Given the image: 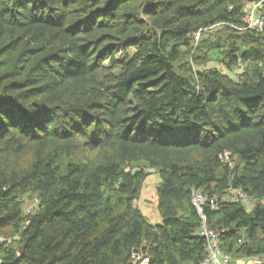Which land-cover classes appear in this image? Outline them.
<instances>
[{"label": "trees", "instance_id": "16d2710c", "mask_svg": "<svg viewBox=\"0 0 264 264\" xmlns=\"http://www.w3.org/2000/svg\"><path fill=\"white\" fill-rule=\"evenodd\" d=\"M259 3L0 0L3 264H201L194 191L220 198L205 213L230 264H264ZM148 171L161 225L136 205Z\"/></svg>", "mask_w": 264, "mask_h": 264}, {"label": "built area", "instance_id": "2783aa9c", "mask_svg": "<svg viewBox=\"0 0 264 264\" xmlns=\"http://www.w3.org/2000/svg\"><path fill=\"white\" fill-rule=\"evenodd\" d=\"M259 8L260 3L254 5L249 11V29L262 28L264 26V16L259 14ZM203 32L204 31L201 30L195 35L196 43L200 41L201 34ZM221 201L230 203H240L246 208H252L255 204V202L248 198L243 192L234 189H230L228 191V196L226 198L221 199ZM219 202L220 198H210L200 191H194L192 194L193 207L196 209L201 220L199 235L206 241L207 258L201 264H230L232 261L229 256L223 253L221 246V238L226 233V231L218 228H211L208 223L207 215L205 213L206 207H210V209L212 210L217 209ZM6 241L8 243L12 242V240L0 238V243ZM135 258L136 264H149L148 258H142L137 256L136 254ZM0 264H3L2 260H0Z\"/></svg>", "mask_w": 264, "mask_h": 264}, {"label": "rangeland", "instance_id": "374dc122", "mask_svg": "<svg viewBox=\"0 0 264 264\" xmlns=\"http://www.w3.org/2000/svg\"><path fill=\"white\" fill-rule=\"evenodd\" d=\"M253 6L254 5H252L251 7ZM247 22H250V17L247 18ZM216 32H217V29L214 32L212 31L213 35ZM209 67H217L223 73H227V70L223 65L212 63L209 65ZM237 73L238 72H234L232 74L234 78H236ZM159 183H160V178L157 176V174L154 171H148L146 180L143 183L141 198L139 201L136 202L137 207L142 211V213L148 218V220L153 225L162 224V218L157 209V204H158L157 188H158ZM29 203H30L28 204L29 207H27L28 211L34 209L35 207V203L33 202H29ZM259 261H260L259 259H252V260H247V261L240 260V261H237L236 264H258Z\"/></svg>", "mask_w": 264, "mask_h": 264}, {"label": "water", "instance_id": "95a60500", "mask_svg": "<svg viewBox=\"0 0 264 264\" xmlns=\"http://www.w3.org/2000/svg\"><path fill=\"white\" fill-rule=\"evenodd\" d=\"M253 1H254V0H248V2H253ZM139 172H140V170H139V169H136V170L133 171V174H134V175H137ZM25 248H26V244H24V245L20 248L19 253H20L21 255L24 254V252H25Z\"/></svg>", "mask_w": 264, "mask_h": 264}, {"label": "crops", "instance_id": "0c3cea01", "mask_svg": "<svg viewBox=\"0 0 264 264\" xmlns=\"http://www.w3.org/2000/svg\"><path fill=\"white\" fill-rule=\"evenodd\" d=\"M157 206H158V204H157Z\"/></svg>", "mask_w": 264, "mask_h": 264}]
</instances>
